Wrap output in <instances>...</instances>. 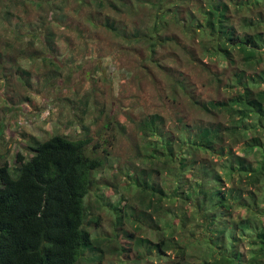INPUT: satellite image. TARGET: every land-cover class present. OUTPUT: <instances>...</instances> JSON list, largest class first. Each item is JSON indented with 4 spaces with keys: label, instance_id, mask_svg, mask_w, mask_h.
Listing matches in <instances>:
<instances>
[{
    "label": "trees",
    "instance_id": "trees-1",
    "mask_svg": "<svg viewBox=\"0 0 264 264\" xmlns=\"http://www.w3.org/2000/svg\"><path fill=\"white\" fill-rule=\"evenodd\" d=\"M0 3L1 25H15L11 32L18 43L28 37L30 47L45 39L48 52L53 51L47 25L57 22L66 27L69 16L57 0ZM91 3L98 9L87 14V23L144 50L146 61L169 73L173 103L180 93L195 113L214 122L202 125L201 120L189 122L177 114L174 132L162 113L141 117L136 154L144 161L142 178L129 161L116 171L128 178L122 186L126 192L134 195L140 188L134 198L137 205H122V197L108 202L114 220L113 232L103 242L106 246L88 230L91 224L99 229L102 219L88 220L87 201L103 188L120 189L117 174L113 180L96 176L107 168L112 150L103 155L91 150L90 155L89 139L33 138L29 160L18 151L17 168L11 171L6 160L0 165V264H83L86 255L90 264H103L109 249L133 254L141 262L157 252L168 257L165 264H191L187 252L196 243H205L212 257L199 264H264V0H83L80 8ZM29 6L45 11L44 21L35 26L13 12L21 7L27 13ZM68 28L81 36L79 28ZM10 45L18 52L13 55L27 54ZM163 52L167 58L160 57ZM40 55L36 51L30 57ZM15 56L0 51V80H7L8 71L16 67ZM42 57L60 68L54 58ZM212 63L221 69L210 70ZM170 64L209 73L218 99L196 96L194 86L177 79ZM14 74L30 87L29 72L16 67ZM240 144L260 153L257 164L236 155ZM211 155H228L225 174L230 188L221 187L223 179L214 176ZM129 226L134 227L132 232Z\"/></svg>",
    "mask_w": 264,
    "mask_h": 264
},
{
    "label": "rangeland",
    "instance_id": "rangeland-1",
    "mask_svg": "<svg viewBox=\"0 0 264 264\" xmlns=\"http://www.w3.org/2000/svg\"><path fill=\"white\" fill-rule=\"evenodd\" d=\"M3 1L5 0H1ZM82 1L57 0L59 8L69 16L64 24L66 27H61L57 22L47 25L53 35L52 52H48L45 39L44 43L37 40L30 47H27L31 40L28 37L23 44L18 43L11 32L15 25H1L0 22V51L15 56L13 54L17 51L10 49V44H14L17 50H25L27 54L15 56L14 62L16 67L21 68V73L27 71L31 74L30 87L14 74L16 67L8 71L7 80H0V165L6 160L13 171L18 166L16 152H21L29 160L34 154V149H31L35 144L33 138L44 141L54 135H63L75 141L91 140L92 143L88 146L90 155H103L106 152L104 150H112L107 168L96 176L99 179L113 180L117 174V185L120 189L103 188L102 192L98 195L93 193L87 201L90 208L88 220L94 221L100 216L102 219L99 229L91 224L88 230L103 243L113 232L114 219L108 202L114 204L122 197V205H137L134 198L137 199L140 188L134 195L126 192L122 186L129 183L128 178L126 174L116 171L118 166L125 168V163L129 161V166L135 168V164L137 165L135 174L142 178L141 167L144 161L136 154L137 146L141 143L137 130V122L141 117L162 113L168 120V127L173 128L174 132H177L174 129V124L178 123L177 114L179 117H186L189 122L201 120L204 122L202 125H210L214 121H210L206 115L195 113L187 98L180 93L179 101L173 103L169 98V73L158 70L152 62L146 61L144 50L122 44L113 34L87 23V14L98 8L96 3H91L92 5L81 9ZM8 2L12 3L13 0ZM13 12L35 26L47 16L45 11L37 10L35 6H29L27 13L21 7L13 9ZM70 26L79 28L81 36L75 29L68 28ZM42 30L44 32L43 28ZM29 33L30 31L27 32ZM36 51L41 52V58L31 59L30 54ZM43 54L54 58L60 68H53L42 57ZM160 57L167 58V52L161 53ZM170 66L174 68L177 79H187L194 86L196 96L207 101L220 96L215 85L209 81V73H200L193 70L192 66L186 67L183 64ZM209 69L218 71L221 66L212 63ZM234 152L253 164L260 160L257 150L250 151L243 144L236 146ZM210 159L215 165L214 176L219 175L223 179L220 181L221 187L230 188L231 184H228L225 174L228 169V155L221 158L211 155ZM133 229V226H129L131 232ZM149 237L155 239L152 233ZM127 246L131 247V244ZM112 247V244L108 246ZM106 253V260H113L118 264H133L130 260L132 258L140 261L133 254H114L111 249L106 250ZM169 253L174 257L173 252ZM154 254L140 262L165 264L167 256L157 252ZM187 254L191 264H199L204 259L212 258L205 243L191 244ZM89 258L90 255H86L83 264H90L87 261ZM106 260L103 264H106Z\"/></svg>",
    "mask_w": 264,
    "mask_h": 264
}]
</instances>
